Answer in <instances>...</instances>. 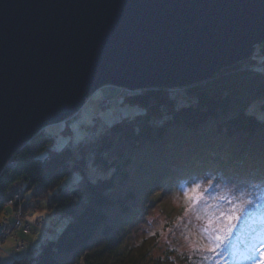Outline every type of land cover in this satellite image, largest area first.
Instances as JSON below:
<instances>
[{"label":"trees","instance_id":"trees-1","mask_svg":"<svg viewBox=\"0 0 264 264\" xmlns=\"http://www.w3.org/2000/svg\"><path fill=\"white\" fill-rule=\"evenodd\" d=\"M255 62L251 57L225 67L179 93L127 91L123 101L144 110L76 146L51 149L52 136L37 131L0 171V215L17 183L26 191L18 205L68 220L34 254L10 264H199L176 247L156 254V235L135 241L132 227L154 204V191L180 172L225 179L264 174V118L249 110L257 98L264 109V68ZM89 162L108 174L92 177ZM75 170L77 184L59 187Z\"/></svg>","mask_w":264,"mask_h":264},{"label":"water","instance_id":"water-1","mask_svg":"<svg viewBox=\"0 0 264 264\" xmlns=\"http://www.w3.org/2000/svg\"><path fill=\"white\" fill-rule=\"evenodd\" d=\"M264 55V0H0V171L100 87H190Z\"/></svg>","mask_w":264,"mask_h":264},{"label":"rangeland","instance_id":"rangeland-1","mask_svg":"<svg viewBox=\"0 0 264 264\" xmlns=\"http://www.w3.org/2000/svg\"><path fill=\"white\" fill-rule=\"evenodd\" d=\"M260 48L257 44L255 64L264 68ZM176 89L174 93L181 91ZM127 91L130 90L113 84L104 85L75 114L47 125L43 129L53 138L50 148L76 146L116 120L142 112L139 104L123 101ZM109 97L114 99L110 105L105 102ZM261 102V98L255 99L249 110L264 118ZM88 173L92 177L108 174L91 162ZM80 178V172L75 170L61 180L59 187L71 188ZM175 178L154 191V204L132 227L135 241L155 234L156 254L176 247L199 264H264V174L225 179L203 172H180ZM25 192L24 186L16 183L4 200L6 209L0 215V224L7 222L9 235L0 240V264L34 254L40 242L47 236H56L68 220L45 208L25 210L18 205Z\"/></svg>","mask_w":264,"mask_h":264},{"label":"built area","instance_id":"built-area-1","mask_svg":"<svg viewBox=\"0 0 264 264\" xmlns=\"http://www.w3.org/2000/svg\"><path fill=\"white\" fill-rule=\"evenodd\" d=\"M111 100H113V99L109 97V98H106L105 102H107V104H109V103H111ZM19 211L21 212V208L18 209V212ZM19 224H21V222ZM27 230H29V229H27ZM27 230H25V231H27ZM7 231H8V229H7V222L1 223L0 224V240L3 239L4 237H7L9 235L8 234L9 231L8 232Z\"/></svg>","mask_w":264,"mask_h":264},{"label":"bare ground","instance_id":"bare-ground-1","mask_svg":"<svg viewBox=\"0 0 264 264\" xmlns=\"http://www.w3.org/2000/svg\"><path fill=\"white\" fill-rule=\"evenodd\" d=\"M251 57H254V53H252V55L249 57V58H251ZM249 58H247V59H249ZM246 60V59H245ZM242 61H244V60H242ZM241 61V62H242ZM253 66L254 67H260L259 65H258V63L257 64H253ZM113 99V98H112ZM113 101H114V99L113 100H111V103H109V104H112L113 103ZM12 162H11V157L8 159V161L6 162V164H5V166H7V165H10ZM4 166V167H5Z\"/></svg>","mask_w":264,"mask_h":264}]
</instances>
